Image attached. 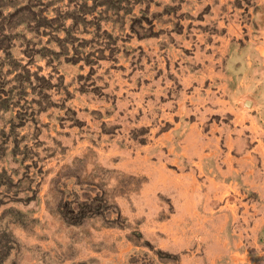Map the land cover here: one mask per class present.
<instances>
[{
  "label": "rangeland",
  "instance_id": "obj_1",
  "mask_svg": "<svg viewBox=\"0 0 264 264\" xmlns=\"http://www.w3.org/2000/svg\"><path fill=\"white\" fill-rule=\"evenodd\" d=\"M0 264H264V0H0Z\"/></svg>",
  "mask_w": 264,
  "mask_h": 264
}]
</instances>
